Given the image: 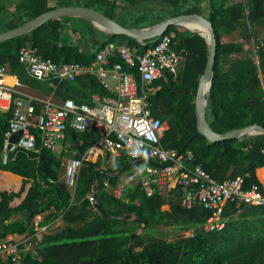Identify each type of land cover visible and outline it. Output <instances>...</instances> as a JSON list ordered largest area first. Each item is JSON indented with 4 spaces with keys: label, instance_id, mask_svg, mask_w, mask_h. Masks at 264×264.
Masks as SVG:
<instances>
[{
    "label": "trees",
    "instance_id": "1",
    "mask_svg": "<svg viewBox=\"0 0 264 264\" xmlns=\"http://www.w3.org/2000/svg\"><path fill=\"white\" fill-rule=\"evenodd\" d=\"M7 1L0 0V33L48 10L73 4L93 8L128 27H144L179 14L205 15V4V17L213 23L216 35L208 122L219 133L254 123L264 126V0H58L54 5L50 0H15L12 10ZM159 9L165 14H159ZM62 27V18H52L29 33L0 41V65L9 64L21 83L37 91L53 93L61 100L73 98L77 103H91L94 93L109 91L93 74L74 80L57 78L52 83L33 77L19 59L22 46H36L56 62L89 64L109 41L145 49L155 39L143 44L126 34L97 31L88 22L85 41L89 49L84 50L78 43L62 42ZM72 28L78 37L80 30L74 23ZM97 32L105 37H97ZM172 32L174 46L186 61L177 76L153 83L150 101L152 113L169 124L162 143L181 150L197 130L196 98L209 48L197 32L172 24L164 33ZM112 61H121V57L114 56ZM42 110L37 104L36 113ZM11 116L12 110H0V242L14 233L26 234L33 247L21 243L15 253L0 254V264H264V204L228 202L223 228L206 230L200 226L211 211L200 204L183 205L181 186L168 192L157 187L148 195L140 180L124 183L123 175L136 165L130 166L127 150L112 155L101 146L95 127L78 130L68 125L56 149L43 146L39 138L40 151L23 149L4 162ZM62 143L68 150L58 149ZM92 146L96 152H87ZM183 150H192L195 163L218 181L245 175L247 186L259 182L256 168L264 165L263 134L214 142L198 134ZM74 151L83 161L74 183L69 184L62 173L63 161L64 156L73 157ZM97 174L99 182L92 186ZM121 184L122 194L116 195L114 189ZM91 191L97 192L95 202L89 198ZM23 211H27L23 218L9 219ZM38 215L39 225L44 227L40 240L35 226ZM144 222L145 229L132 236ZM160 225L192 230L194 235L167 239L159 235Z\"/></svg>",
    "mask_w": 264,
    "mask_h": 264
},
{
    "label": "built area",
    "instance_id": "2",
    "mask_svg": "<svg viewBox=\"0 0 264 264\" xmlns=\"http://www.w3.org/2000/svg\"><path fill=\"white\" fill-rule=\"evenodd\" d=\"M175 33H163L153 39L145 49L126 42H107L89 64L78 61L56 62L40 53L36 46L25 45L19 50V59L33 77L40 80L61 78L74 80L82 74H93L109 94L94 93L91 103H77L73 98L52 99L41 95L22 93L16 95V82L6 65H0V110H12L9 128L5 133L3 160L20 150L40 151L42 145L56 149L66 136L68 125L86 130L95 127L100 132L99 144L116 155L127 150L132 160H145L147 175L141 182L145 192L152 195L158 187L168 192L176 186L184 190L182 203L188 208L200 204L211 211L203 226L206 230L221 229L225 224L223 212L228 202L264 204V187L260 182L246 185L245 175H237L218 181L201 165L195 163L192 150H179L162 143L164 132L169 127L152 113L150 92L157 80L167 81L177 76L186 56L174 46ZM146 44V43H145ZM114 56L121 61H112ZM138 73V77H137ZM37 104L43 108L36 113ZM38 134H36V132ZM20 132L16 141L13 134ZM96 146L88 152H95ZM70 157L65 170V179L73 184L82 165L83 157ZM106 185L108 181H105ZM123 185L114 189L122 194ZM95 202L93 191L89 193ZM41 215L35 219L36 234L42 238L43 226L39 225ZM194 235V231L186 232ZM33 247L30 236L22 239L9 237L0 242V254L8 255L18 251L19 245Z\"/></svg>",
    "mask_w": 264,
    "mask_h": 264
},
{
    "label": "water",
    "instance_id": "3",
    "mask_svg": "<svg viewBox=\"0 0 264 264\" xmlns=\"http://www.w3.org/2000/svg\"><path fill=\"white\" fill-rule=\"evenodd\" d=\"M64 16H79L86 18L90 20L97 28L101 29L102 31L108 34L111 35L126 34L144 44L146 43V40L149 38L159 37L172 24L184 26L189 31L197 32L205 37L209 48V58L205 71L199 80V88L196 98L197 130L184 143L181 150L187 148L189 143L198 134H204L209 142H214L217 140L232 138V137L255 136L261 134L264 135V126L257 123L250 124L241 128L232 129L224 133L216 132L211 128L206 116V108L209 102V97L213 84L214 63H215V55H216V35H215L213 23L204 15L197 13L179 14L144 27H128L93 8L86 6H79V5H66L48 10L44 13L39 14L38 16L27 21L24 24H21L7 31L1 32L0 41L25 34L27 32L34 30L35 28H37L38 26H40L41 24L45 23L46 21L52 18H61ZM190 24L196 25L198 28L196 29L192 28ZM19 135L20 132L12 135L11 140L16 141ZM139 161L140 159L133 160L132 163H136ZM98 182H99V178L97 174L92 186H94V184H98ZM96 193L97 192L94 191V194ZM25 214H27V211L14 214L10 216L9 219L15 221L23 218ZM145 226H146V222H144L143 226L140 229L136 230L132 234V236L141 233L145 229Z\"/></svg>",
    "mask_w": 264,
    "mask_h": 264
},
{
    "label": "crops",
    "instance_id": "4",
    "mask_svg": "<svg viewBox=\"0 0 264 264\" xmlns=\"http://www.w3.org/2000/svg\"><path fill=\"white\" fill-rule=\"evenodd\" d=\"M50 4L51 5H54L55 4V2H52L51 0H50ZM73 5H76V4H73ZM80 6V5H79ZM66 17H72V19H68V18H66ZM62 18V22H63V27L61 28V34H60V36H61V40H62V42L63 43H65V44H74V43H77L76 42V40H75V42H74V35H73V33H72V24H73V22L75 21V20H78V21H80L82 24H84V26L86 27H88V22H90V23H92L90 20H88V19H86V18H83V17H79V16H64V17H61ZM74 20V21H73ZM88 21V22H86V21ZM93 24V23H92ZM93 26L97 29V31L99 30V31H102L101 29H99V28H97L94 24H93ZM179 26H181V25H179ZM184 27V26H183ZM70 28V29H69ZM185 28V27H184ZM33 31V30H32ZM31 32V31H30ZM102 32H104V31H102ZM27 33H29V32H27ZM104 33H106V32H104ZM26 34V33H25ZM106 34H108V33H106ZM23 35V34H22ZM72 35V36H71ZM95 35H97V37H100V38H103V37H105L103 34H101L100 32H97V33H95ZM74 37V38H73ZM27 44H30L29 42L27 43ZM144 44V43H143ZM82 46V48L84 49V50H88L89 49V45H88V43L86 42V41H84V43L81 45ZM6 66L9 68V72H10V75H11V78H10V80L11 81H13V82H16L17 83V85H16V88H17V93L18 94H20V93H28V94H32L33 95V93L35 94V93H37V95H42V96H48V98H52V99H57L56 97H55V95H53V93L52 94H50V95H46L45 93H43V92H41V91H37V90H35V89H33L32 87H30V86H28V85H26V84H24V83H21L20 82V80H19V78H18V76H17V74L16 73H14L13 71H12V69H11V66L9 65V64H6ZM26 68V67H25ZM27 70V69H26ZM28 72V71H27ZM28 74H29V72H28ZM33 91V93H31ZM58 149H64L65 151L66 150H68V147L66 148L64 145H63V143L62 144H59V147H58ZM88 152V151H87ZM96 152V151H95ZM70 156L71 155H69V156H64V161H63V169H62V173L64 174V172H65V170H66V167H67V164H68V160H69V158H70ZM132 161L133 160H131V162H130V166L131 165H136V167L130 172V173H125L124 175H123V181H124V183H127V182H131V181H133V180H135V181H133V182H136V181H138V180H140L141 181V178H142V176H145V175H147L148 174V172H146V167L148 166V163L149 162H147V165L145 166V169H143L140 165H139V163L140 162H142V161H145V160H140L139 162H136V163H132ZM135 175V177H133ZM256 176H257V178H258V181L263 185V187H264V165H262V166H259V167H257L256 168ZM121 185H123V184H121ZM169 206V205H168ZM59 222V221H58ZM57 222V223H58ZM56 223V224H57ZM26 236V234H17V233H14V234H12L10 237L11 238H14V239H22V238H24Z\"/></svg>",
    "mask_w": 264,
    "mask_h": 264
},
{
    "label": "rangeland",
    "instance_id": "5",
    "mask_svg": "<svg viewBox=\"0 0 264 264\" xmlns=\"http://www.w3.org/2000/svg\"><path fill=\"white\" fill-rule=\"evenodd\" d=\"M16 1H18V0H16ZM52 2H57L58 0H51ZM61 1H63V0H61ZM73 1H76V0H73ZM234 1H238V0H234ZM243 1H246V0H243ZM77 2H78V0H77ZM76 3V2H75ZM12 4H15V0H8L7 1V5H8V9L9 10H12V8H14V7H11V5ZM203 9H204V12H205V15H206V11H207V6L204 4V6H203ZM157 12L159 13V14H165V11L163 10V9H159V10H157ZM11 14H9V16H10ZM204 15V16H205ZM8 17V16H7ZM11 17V16H10ZM9 17V18H10ZM0 18H1V16H0ZM74 21V20H73ZM74 26H76L80 31H79V33H80V35H78V37L77 36H75L74 34V36H75V38L73 39L74 40V42H75V40H76V42L79 44V45H82L83 43H84V41L85 40H87V37L86 36H88V33H89V29L87 28V26L85 27L84 26V24H82L80 21H78V20H75L74 22ZM181 27H183V26H181ZM73 28H75V27H73ZM72 28V29H73ZM70 29V28H69ZM72 36V35H71ZM157 38V37H156ZM155 38V39H156ZM31 93H33V91L31 92ZM34 94V93H33ZM35 94H37V93H35ZM34 94V95H35ZM57 100V99H56ZM16 134V133H15ZM14 135V134H13ZM139 165L143 168V169H145V166L147 165V162L146 161H142V162H140L139 163ZM133 177H135V175L133 176ZM133 181H135V180H133ZM169 206L168 205H164V208H168ZM159 231L161 232L159 235H161L162 237H164V238H167V239H176V238H179L180 236H182V235H185L186 234V231H183V230H179V229H176L174 226H165V225H160L159 226ZM11 235H9L6 239H8L9 237H10Z\"/></svg>",
    "mask_w": 264,
    "mask_h": 264
},
{
    "label": "bare ground",
    "instance_id": "6",
    "mask_svg": "<svg viewBox=\"0 0 264 264\" xmlns=\"http://www.w3.org/2000/svg\"><path fill=\"white\" fill-rule=\"evenodd\" d=\"M190 26H191L192 28H195V29L198 28L196 25H191V24H190ZM206 86H207V85H206Z\"/></svg>",
    "mask_w": 264,
    "mask_h": 264
}]
</instances>
